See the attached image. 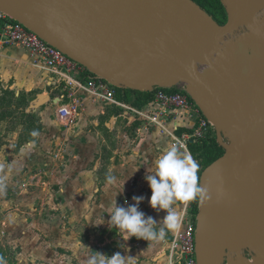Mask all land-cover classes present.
I'll use <instances>...</instances> for the list:
<instances>
[{
    "label": "water",
    "instance_id": "water-1",
    "mask_svg": "<svg viewBox=\"0 0 264 264\" xmlns=\"http://www.w3.org/2000/svg\"><path fill=\"white\" fill-rule=\"evenodd\" d=\"M0 0V12L112 85H186L222 157L200 176L198 264H264V0Z\"/></svg>",
    "mask_w": 264,
    "mask_h": 264
},
{
    "label": "crops",
    "instance_id": "crops-1",
    "mask_svg": "<svg viewBox=\"0 0 264 264\" xmlns=\"http://www.w3.org/2000/svg\"><path fill=\"white\" fill-rule=\"evenodd\" d=\"M60 80L61 77L46 68L41 59L20 47L8 48L0 54V95L13 93L16 98L18 96L24 98L39 93L38 100L31 108L37 109L52 99L56 105L60 88L52 83H59ZM80 97L83 99L80 117L72 129L65 128L64 131L67 135L66 140L74 138V141L68 144L64 142L53 151L50 158L51 162L55 163L53 154L60 148L66 151L63 170L53 179L59 186L57 188L59 208L54 214L55 218L44 222L43 227L46 231L42 235L45 237L34 232L32 237L18 239L14 234L21 231L22 225L18 218L20 215L14 209L7 215L6 230L7 234H12L10 240L17 255V262L68 264L69 260H75L77 264H100L101 257L98 253L105 255L106 259L107 256L111 257L119 252L122 256L135 258V264H169L164 255L165 245L162 241L180 235L185 230L184 201H178L174 205L176 216L171 228L165 230L166 234L161 240L146 241L136 238L127 240V236L116 227H114L116 235L111 241H103L100 238L102 230L112 226L109 221L112 208L109 205L115 198L118 206L128 207L134 203L132 199L134 196H143L144 200L139 205V210L145 217L150 216L157 223L163 220L166 213L153 210L149 205L151 190L145 176L154 171V161L159 155L169 148H174L173 136L177 133L176 129L184 131L193 123L184 112L163 111L154 100L140 109L127 102L123 93L117 98L118 103L139 111L140 115L147 118L161 113L160 126L151 125L148 119L138 117L122 105L95 98L88 92H81ZM36 116H40L45 133L47 131L56 133L55 119L50 112L37 113ZM137 121H147V124L142 123L144 126L138 128L136 142L129 143L122 123L126 126ZM101 124L106 128L100 127ZM91 126L93 128H90ZM120 137H126L128 143L124 146L126 155L117 162L119 150H116V147L120 145L116 144V140ZM32 144L35 151L40 143ZM50 145V141H44L45 147ZM9 150L5 145L0 149V154L4 156ZM178 151L194 159L190 150L189 153ZM21 152L24 154L27 150L22 149ZM19 156L12 163V168L16 169L17 173L8 171L12 179L0 183V204L5 195L14 199L18 193L28 191L23 189L25 185L14 183V177L29 166L25 162V156L22 159ZM33 160L31 166L42 161ZM13 187L15 190L11 193ZM43 192L46 193V198L47 194L52 196L49 190ZM43 197L41 191L33 192L30 200L36 203ZM89 219L93 223L89 222ZM99 222L104 224L95 226ZM34 227L39 228L37 225ZM158 227L159 225L157 229ZM108 244L112 245V250L105 254L103 248Z\"/></svg>",
    "mask_w": 264,
    "mask_h": 264
},
{
    "label": "rangeland",
    "instance_id": "rangeland-1",
    "mask_svg": "<svg viewBox=\"0 0 264 264\" xmlns=\"http://www.w3.org/2000/svg\"><path fill=\"white\" fill-rule=\"evenodd\" d=\"M38 94L39 93H35L34 95H29V97L24 96V98H18L19 96L16 98L13 93L0 95V97H2L0 98V149L5 145L10 149L4 156L0 154V183L12 179L8 171L17 173L16 169L12 168V163L19 155L21 159L25 156V162L29 165L23 168L20 174H16L17 176L14 177V183L25 185L23 189L28 190L27 193H18V195H15L16 197L14 199L5 195L0 204V256L2 257L0 264H19L16 259V252L12 246V241L10 240L12 234H7L6 230V223L8 221L7 215L10 211L14 209L20 215L18 218L19 223L22 225L21 231L14 234L18 236L20 240L26 236L32 237L34 232L44 236L42 235V233L45 234L46 231V228L43 227L44 222L48 219L55 218L54 214L58 211V200L60 198L57 192L59 186L53 179L63 170L65 164L63 161H66V155L63 159L55 163L51 162L50 158L53 151L64 142L68 144L74 141V138H71L69 141L66 140L67 135H65L64 132L66 129L57 119V107L52 102L53 99L48 104L41 105L37 109L31 108V106L35 104L34 102L38 100ZM51 98H53V96ZM44 112H50L55 119V126L57 127L56 133L50 131L44 132V126L40 122L41 118H39L40 116H36L37 113ZM142 123L147 124V121H137L134 122L133 125L126 126L122 123V126L125 127L124 129L127 132L129 143L130 141L132 143L136 142L138 128L144 126ZM100 127L106 128L104 124H101ZM90 128H93V126ZM60 137L64 138L61 139ZM127 139L126 137H120L116 140V144L118 143V145H120V147H116V150H119L117 162H120L122 157L126 155L124 146L128 143ZM44 141H50L51 145L45 147ZM32 143H40L35 151L32 149L34 147ZM22 149H26L27 152L23 154V152H21ZM33 159L42 161L38 165L35 164L36 166H31L32 161H34ZM199 170H201V168H199ZM15 187H17V185H15ZM13 190H15L14 187L11 193ZM48 190L51 191L52 196L47 194L46 198V193L43 191L46 192ZM39 191L42 192L44 197L36 203L31 202L30 197L33 192ZM34 225H37L39 228L34 227ZM102 231L103 233L100 239L103 241H111L112 237L114 238L116 235L113 225ZM111 247L112 245L108 244L103 248L105 254H108V252L112 250ZM68 264L77 263L75 260H69Z\"/></svg>",
    "mask_w": 264,
    "mask_h": 264
},
{
    "label": "built area",
    "instance_id": "built-area-1",
    "mask_svg": "<svg viewBox=\"0 0 264 264\" xmlns=\"http://www.w3.org/2000/svg\"><path fill=\"white\" fill-rule=\"evenodd\" d=\"M14 46L20 47L41 59L46 68L61 77L59 83L54 82L52 84L60 88L56 104L57 118L65 128L72 129L80 117L83 108L81 92H88L95 98L122 105L138 117L148 119L151 125L160 126L161 113L147 118L140 115L139 111L118 103L117 98L120 93H124L125 89L119 91L120 88L91 73L60 50L48 44L22 23L0 12V54ZM154 101L162 107L163 111L178 110L184 112L193 123L190 128L184 131L176 129L177 133L173 136V147L178 150L189 153L191 141H202L209 133L215 131L213 124L203 116L198 106L186 92V85L184 84H179L173 89H158ZM65 154L66 151L60 148L53 154V159L56 161L63 159ZM193 201L186 202L183 218L186 224L185 230L180 235L162 241L165 245L164 255L169 264H198L196 255L198 214L194 215L191 212Z\"/></svg>",
    "mask_w": 264,
    "mask_h": 264
},
{
    "label": "clouds",
    "instance_id": "clouds-1",
    "mask_svg": "<svg viewBox=\"0 0 264 264\" xmlns=\"http://www.w3.org/2000/svg\"><path fill=\"white\" fill-rule=\"evenodd\" d=\"M198 171L199 165L191 157L180 153L176 148L165 150L154 161V171L145 176V181L151 190L149 205L153 210L166 213L163 220L157 223L152 217H145V214L139 210L144 197L134 196L132 198L134 203L128 207L118 206L116 198L110 203L109 207L112 208L110 223L127 236V240L163 239L165 230L171 228L176 216L174 205L178 201H192L206 192L199 183ZM102 224L104 223L99 222L95 226ZM157 225H159L158 229ZM98 255L101 257L100 264H135V258L122 256L119 252L111 257L107 256L106 259L105 255L100 253Z\"/></svg>",
    "mask_w": 264,
    "mask_h": 264
},
{
    "label": "trees",
    "instance_id": "trees-1",
    "mask_svg": "<svg viewBox=\"0 0 264 264\" xmlns=\"http://www.w3.org/2000/svg\"><path fill=\"white\" fill-rule=\"evenodd\" d=\"M202 9H204L210 16L214 18L216 22L220 25H224L227 22L226 9L223 6L221 0H193ZM121 91V89H119ZM157 90L148 93L135 92L125 89L123 92L124 99L129 102L132 106L137 108H143L146 104L153 101L155 98V93ZM189 150L198 163L201 170L198 171L200 178V173L204 171L209 165L215 162L217 159L223 156L224 149L218 144L215 131H212L207 135V137L202 141H191L189 143ZM200 182V179H199ZM201 201V196L194 199L192 203L191 212L194 215L198 214L199 205ZM2 257L0 256V260Z\"/></svg>",
    "mask_w": 264,
    "mask_h": 264
},
{
    "label": "bare ground",
    "instance_id": "bare-ground-1",
    "mask_svg": "<svg viewBox=\"0 0 264 264\" xmlns=\"http://www.w3.org/2000/svg\"><path fill=\"white\" fill-rule=\"evenodd\" d=\"M250 264H254L253 262H250Z\"/></svg>",
    "mask_w": 264,
    "mask_h": 264
}]
</instances>
